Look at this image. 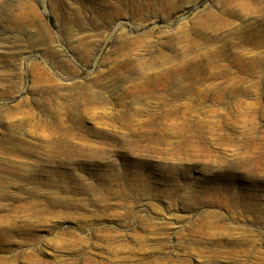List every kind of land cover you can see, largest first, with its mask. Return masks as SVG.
<instances>
[{"label": "rangeland", "instance_id": "rangeland-1", "mask_svg": "<svg viewBox=\"0 0 264 264\" xmlns=\"http://www.w3.org/2000/svg\"><path fill=\"white\" fill-rule=\"evenodd\" d=\"M99 1L0 0V264H264V10Z\"/></svg>", "mask_w": 264, "mask_h": 264}, {"label": "bare ground", "instance_id": "bare-ground-1", "mask_svg": "<svg viewBox=\"0 0 264 264\" xmlns=\"http://www.w3.org/2000/svg\"><path fill=\"white\" fill-rule=\"evenodd\" d=\"M147 0H100L99 2H97L96 3V5L97 6H99V7H101V9L103 10L102 12L104 13V11L107 13V16H109V17H111V18H113V17H116V16H118V15H123L122 13H124L125 11H128V12H130V13H132V12H135L137 9H140V10H143L144 9V6H145V2H146ZM256 1H258V0H256ZM256 1H253V2H249V1H242L239 5L241 6V7H243V8H247V9H251V12H253V13H255V12H262L263 10H264V7L263 8H259V7H256ZM80 2V1H79ZM82 2H84V1H82ZM92 2H94V1H92ZM228 2H229V6H228V13H227V16H229V17H231V16H233V14H235V2H236V0H228ZM81 3V2H80ZM228 5V4H227ZM94 6H95V4H94ZM92 8V7H91ZM100 9V10H101ZM107 9V10H106ZM104 15V14H103ZM106 15V14H105ZM259 15V14H258ZM264 18V17H263ZM217 19H219V16H212V20L213 21H216ZM264 20V19H263ZM78 24V23H77ZM224 24H226V25H229V20L228 19H226L225 20V23ZM263 24V23H262ZM261 25V24H260ZM259 25V26H260ZM258 26V27H259ZM255 28H251V32L254 30ZM249 31V32H250ZM255 31H257V30H254L250 35H254L253 37H255V38H258V39H254V41H256V42H258V43H260V42H262V40L264 39V31H262V33L260 34H255V33H257V32H255ZM250 39V38H249ZM251 39H252V37H251ZM190 67V66H189ZM195 73L196 72H192V73H190L189 75H186V77L188 76V79L189 80H193V79H195L194 78V75H195ZM175 77L177 78V79H183V77H181V74H179V73H176L175 74ZM176 78H175V80H176ZM188 81V80H187ZM179 82V81H178ZM190 82H192V81H190ZM192 87V86H191ZM189 89H190V87H189ZM190 137V136H189ZM191 138V137H190ZM193 138H194V136H193ZM199 140H200V138H199ZM187 141V140H186ZM196 141V140H195ZM176 143V142H175ZM197 143V142H196ZM180 144V143H179ZM183 145V144H182ZM142 147V146H141ZM145 147V146H144ZM182 147V146H181ZM60 148V147H59ZM74 148V147H73ZM206 148V147H205ZM141 149V148H140ZM143 149H146V150H149V148H147V147H145V148H143ZM179 149V148H178ZM199 149L200 148H198V146H195V145H193V143L192 144H189V143H187V144H184V146H183V149H180V150H175V152H174V154H173V156L175 155V153H176V155H178V156H180V155H183V154H185V155H189L191 152H193V154H198V153H200L199 152ZM249 149V148H248ZM144 151V150H143ZM172 151V150H171ZM200 151H202V150H200ZM253 151V150H252ZM204 152V151H203ZM202 152V153H203ZM261 153V152H260ZM201 154V153H200ZM199 155V154H198ZM260 155V154H259ZM259 157V156H258ZM250 158V157H249ZM253 158H251V160H252ZM259 159V158H258ZM247 160V159H246ZM247 162V161H246ZM245 162V163H246ZM250 162H253V161H250ZM258 163V166H260V165H263L264 164V156H262L258 161H257ZM218 163V162H217ZM244 164V163H243ZM256 164V163H255ZM247 166V165H246ZM248 166H250V165H248ZM254 166V165H253ZM257 166V167H258ZM165 167V166H164ZM251 169V168H250ZM164 170H167V171H172L173 169H170V168H164ZM259 170V169H258ZM250 171H252V170H250ZM173 172V171H172ZM257 172V171H256ZM251 174V177H254L255 178V174H257V173H254L253 171L250 173ZM249 174V175H250ZM259 176V175H258ZM206 183L208 184V182L206 181ZM205 186V188L204 189H202L203 191H201V194L202 195H204L203 197H205V198H208L209 200H210V202H214V203H221L222 201L225 203H228V205L231 207V209H233V210H235V209H243V211L244 210H248L250 213H252V212H256V210L257 209H260L259 207H258V202H259V196H254V195H243V196H237L234 192H232V190L231 189H228V188H222V189H220V188H215V187H213V188H210L209 186H207V185H204ZM203 187V186H202ZM177 190V189H176ZM195 190H197V189H195ZM199 191V190H198ZM234 191V190H233ZM177 192V191H176ZM195 192V191H194ZM199 193V192H198ZM198 193H194L195 194V196H196V194H198ZM232 193V194H231ZM254 194V193H253ZM200 195V194H199ZM201 195V196H202ZM201 196H199V197H201ZM202 197V198H203ZM192 199H194V198H192ZM196 200H198V198H197V196H196ZM200 200V199H199ZM225 200V201H224ZM202 201V200H201ZM200 201V202H201ZM198 202V201H197ZM208 202V201H207ZM203 203H204V201H203ZM229 207V208H230ZM258 207V208H257ZM230 210V209H229ZM264 210V209H263ZM237 211V210H236ZM239 211V210H238ZM237 211V212H238ZM247 211V212H248ZM234 212V211H233ZM257 213H259V211L257 212ZM206 218H207V216H206ZM210 218V217H209ZM258 218V217H257ZM260 218V217H259ZM255 220V219H254ZM261 221V220H260ZM257 222H259L258 220H257ZM231 248V247H230Z\"/></svg>", "mask_w": 264, "mask_h": 264}]
</instances>
